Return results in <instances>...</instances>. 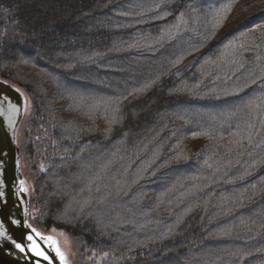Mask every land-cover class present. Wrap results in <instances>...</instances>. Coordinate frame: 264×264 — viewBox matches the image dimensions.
Here are the masks:
<instances>
[{"label":"trees","instance_id":"obj_1","mask_svg":"<svg viewBox=\"0 0 264 264\" xmlns=\"http://www.w3.org/2000/svg\"><path fill=\"white\" fill-rule=\"evenodd\" d=\"M0 78L81 261L264 264V0H0Z\"/></svg>","mask_w":264,"mask_h":264},{"label":"water","instance_id":"obj_2","mask_svg":"<svg viewBox=\"0 0 264 264\" xmlns=\"http://www.w3.org/2000/svg\"><path fill=\"white\" fill-rule=\"evenodd\" d=\"M18 89V91H17ZM25 117V98L19 88L0 80V181H3L6 206H0V220L5 218L30 219L28 191L19 193V181L25 182L22 173V152L18 146V133ZM25 187V184H24ZM26 188V187H25ZM13 236L19 235L17 226L5 223ZM0 264H31L10 242L0 239ZM55 264H59L58 261Z\"/></svg>","mask_w":264,"mask_h":264},{"label":"snow or ice","instance_id":"obj_3","mask_svg":"<svg viewBox=\"0 0 264 264\" xmlns=\"http://www.w3.org/2000/svg\"><path fill=\"white\" fill-rule=\"evenodd\" d=\"M24 184L23 180L19 181V193L28 191ZM2 188L3 181H0V189ZM5 196L6 193L0 190V206H6ZM5 223L17 226L20 229L19 235H10L8 229L4 226ZM52 232H56V229L53 228ZM0 239L10 242V246L26 260L31 261V264H55L56 261L59 264H67L66 254L62 251L57 239L53 235H45L26 219L8 217L0 220ZM52 253L55 255H52Z\"/></svg>","mask_w":264,"mask_h":264},{"label":"rangeland","instance_id":"obj_4","mask_svg":"<svg viewBox=\"0 0 264 264\" xmlns=\"http://www.w3.org/2000/svg\"><path fill=\"white\" fill-rule=\"evenodd\" d=\"M0 80H3V79L0 78ZM17 88L20 89V91L22 92L25 98V117H24V121H25L31 112L32 103L27 93L24 90H22L20 87H17ZM25 187L26 189L28 188V185H26V181H25ZM41 232H43L45 235H53L57 239L62 251H64L66 254L67 264H94V263H89V261L86 262V261H81L79 259L77 251H76V246L73 244L68 234L65 233L64 231H56L54 233L52 231H47V232L41 231ZM61 233H63V235H61ZM104 258L105 256H99L96 259L98 260V263L100 264Z\"/></svg>","mask_w":264,"mask_h":264},{"label":"flooded vegetation","instance_id":"obj_5","mask_svg":"<svg viewBox=\"0 0 264 264\" xmlns=\"http://www.w3.org/2000/svg\"><path fill=\"white\" fill-rule=\"evenodd\" d=\"M52 255H55L54 253H52Z\"/></svg>","mask_w":264,"mask_h":264}]
</instances>
